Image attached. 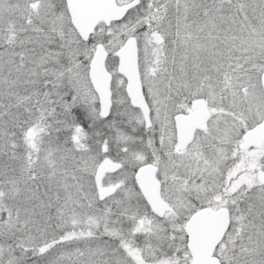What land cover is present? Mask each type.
<instances>
[{
  "label": "snow or ice",
  "instance_id": "1",
  "mask_svg": "<svg viewBox=\"0 0 264 264\" xmlns=\"http://www.w3.org/2000/svg\"><path fill=\"white\" fill-rule=\"evenodd\" d=\"M0 264H264V0H0Z\"/></svg>",
  "mask_w": 264,
  "mask_h": 264
}]
</instances>
